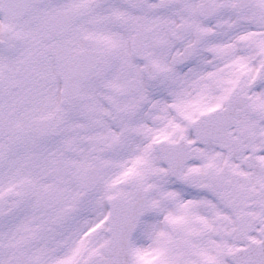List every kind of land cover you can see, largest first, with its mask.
<instances>
[{
  "label": "snow or ice",
  "instance_id": "obj_1",
  "mask_svg": "<svg viewBox=\"0 0 264 264\" xmlns=\"http://www.w3.org/2000/svg\"><path fill=\"white\" fill-rule=\"evenodd\" d=\"M0 264H264V0H0Z\"/></svg>",
  "mask_w": 264,
  "mask_h": 264
}]
</instances>
